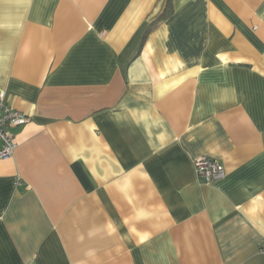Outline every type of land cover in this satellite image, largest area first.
<instances>
[{"label":"crops","instance_id":"crops-1","mask_svg":"<svg viewBox=\"0 0 264 264\" xmlns=\"http://www.w3.org/2000/svg\"><path fill=\"white\" fill-rule=\"evenodd\" d=\"M0 91V264H264V0H0Z\"/></svg>","mask_w":264,"mask_h":264},{"label":"built area","instance_id":"built-area-1","mask_svg":"<svg viewBox=\"0 0 264 264\" xmlns=\"http://www.w3.org/2000/svg\"><path fill=\"white\" fill-rule=\"evenodd\" d=\"M27 122L28 117L24 113L11 108L6 103V94L0 91V160H8L14 156L18 143L13 130L25 125ZM194 166L198 178L206 184L226 177L223 164L207 156L197 158ZM260 252L264 257V243L260 248Z\"/></svg>","mask_w":264,"mask_h":264},{"label":"trees","instance_id":"trees-1","mask_svg":"<svg viewBox=\"0 0 264 264\" xmlns=\"http://www.w3.org/2000/svg\"><path fill=\"white\" fill-rule=\"evenodd\" d=\"M170 14H171V11L168 10L166 13H164V15L162 16V18H161L160 20H162V19H166L167 17L170 16Z\"/></svg>","mask_w":264,"mask_h":264}]
</instances>
